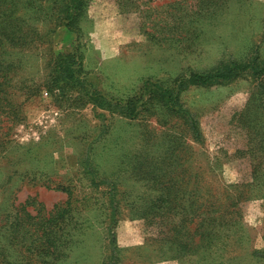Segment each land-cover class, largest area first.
Returning <instances> with one entry per match:
<instances>
[{
	"label": "rangeland",
	"instance_id": "1",
	"mask_svg": "<svg viewBox=\"0 0 264 264\" xmlns=\"http://www.w3.org/2000/svg\"><path fill=\"white\" fill-rule=\"evenodd\" d=\"M48 1L22 29H36L42 43L24 34L26 46L3 55L17 65L3 92L20 106V118L0 114V246L9 225L4 217L20 207L47 215L67 200L59 186L72 192L82 228L53 264H110L108 231L114 264H264V0H87L76 33L60 25ZM70 52L80 58L85 90L60 98L47 86L51 56ZM230 63L260 72L192 85L180 95L198 139L165 111L128 119L75 100H127L145 82L172 89L191 73ZM91 178L113 185L114 224L109 188L96 191ZM169 180L181 205L194 194L205 229L214 225L210 238L185 254L168 243L160 216L143 210L158 197L159 182ZM27 244L18 240L14 255Z\"/></svg>",
	"mask_w": 264,
	"mask_h": 264
},
{
	"label": "trees",
	"instance_id": "2",
	"mask_svg": "<svg viewBox=\"0 0 264 264\" xmlns=\"http://www.w3.org/2000/svg\"><path fill=\"white\" fill-rule=\"evenodd\" d=\"M44 0H0V114L9 121L14 122L20 118V106L6 101L7 97L3 92V87L11 78L9 73L16 69L17 65L3 59L7 49L24 48L28 43L22 32L26 22H32L35 18H30L32 13L36 14L38 3ZM58 8V19L61 26L71 33H76L77 23L82 18L87 0H49ZM42 11V9H40ZM51 31L48 30V35ZM26 34L30 36L33 42L41 41V36L36 29L30 27ZM25 34V35H26ZM34 37L36 39H34ZM29 40V41H30ZM52 64L49 72L48 89L51 92L56 91L60 98L69 95L70 92L80 94L85 90V81L81 74L80 58L73 52L61 54L56 53L51 56ZM251 71V74L258 75L259 69L253 65H242L240 63H230L220 65L218 68L206 74H190L186 79H179L174 88H163L153 82H145L140 89V93L127 100H108L103 96L92 95L85 99L83 96L76 97L82 106L90 103L95 109L106 110L110 114H117L128 119H135L142 113L155 115L158 111H165L168 114L176 115L182 118L187 124L188 129L199 138V131L189 113L182 108L180 95L190 86H213L225 84L232 81L240 72ZM5 95V96H4ZM97 140V138H96ZM81 162V161H80ZM84 173L92 172L88 159L83 162ZM257 169V168H255ZM253 169V172H255ZM93 174V173H92ZM169 181L159 182V195L144 208V213L156 214L168 226V243L176 252L186 253L191 248L203 245V241L210 238L214 231V225L211 221L207 225L213 228L209 231L205 229V221L200 219V214L196 215L194 194H188L187 205H181L179 196L180 190L174 184H168ZM90 186L96 191L103 186H107L108 203L110 206V224H114L116 213L115 189L111 183L105 180H89ZM55 190L67 194V200L64 204L55 207L47 215L37 213L31 216L27 211L20 207L14 208L12 215L4 217L6 232L4 233L5 244L0 246V264H53L66 257L63 250L70 243L73 235H78L81 226L77 225L76 213L79 211L77 203L73 199V194L65 187H56ZM185 195V193H184ZM84 210V209H82ZM11 213V211H10ZM22 215V216H21ZM199 218L194 225L193 220ZM12 221V222H11ZM193 226V227H191ZM202 229V233L200 230ZM77 232V233H76ZM199 232V233H198ZM197 243L193 245L192 235H197ZM108 247L110 250L109 262L114 264L115 246L113 236L110 232ZM27 241L21 255L13 253V246L16 242Z\"/></svg>",
	"mask_w": 264,
	"mask_h": 264
}]
</instances>
